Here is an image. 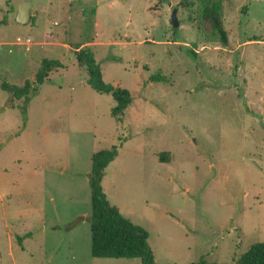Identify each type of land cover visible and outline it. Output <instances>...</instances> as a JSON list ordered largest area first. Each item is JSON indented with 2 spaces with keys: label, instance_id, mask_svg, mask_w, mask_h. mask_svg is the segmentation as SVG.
Segmentation results:
<instances>
[{
  "label": "rangeland",
  "instance_id": "374dc122",
  "mask_svg": "<svg viewBox=\"0 0 264 264\" xmlns=\"http://www.w3.org/2000/svg\"><path fill=\"white\" fill-rule=\"evenodd\" d=\"M27 1L0 0V107L2 81L22 86L45 58L63 67L33 97L28 132L19 108L0 112V264H141L92 255L93 155L112 146L105 191L157 264L231 263L264 242V0H222L227 44L201 0H31L23 25ZM82 48L131 91L121 121Z\"/></svg>",
  "mask_w": 264,
  "mask_h": 264
},
{
  "label": "trees",
  "instance_id": "16d2710c",
  "mask_svg": "<svg viewBox=\"0 0 264 264\" xmlns=\"http://www.w3.org/2000/svg\"><path fill=\"white\" fill-rule=\"evenodd\" d=\"M203 3L202 15L209 22L221 41L228 43V34L222 21V0H201ZM33 21V18L32 20ZM189 53L196 56L194 50ZM77 62L86 67L90 78L89 84L101 93L112 94L116 102L112 109L113 116L121 121L126 109L133 102L130 90L106 84L101 66L91 49L82 48L76 51ZM63 67L58 60L45 58L42 66L36 73L35 81L27 80L22 86L12 85L2 81L1 87L9 93L10 99L6 105L0 107L3 113L7 109L19 108L23 114L22 131L28 122L29 106L39 87L50 81V75L58 68ZM151 81H167V77L156 73ZM120 150L117 146L103 148L93 155V169L90 175L92 190V255L99 259H133L138 258L141 264H157L155 254L149 242V232L142 226L126 217L121 210L113 205L104 189V179L109 165L118 158ZM169 153L161 155L162 162H169ZM32 233L28 234V236ZM22 237L19 243L22 244ZM190 264H264V242L254 244L240 259L231 263L208 262L205 259Z\"/></svg>",
  "mask_w": 264,
  "mask_h": 264
},
{
  "label": "water",
  "instance_id": "95a60500",
  "mask_svg": "<svg viewBox=\"0 0 264 264\" xmlns=\"http://www.w3.org/2000/svg\"><path fill=\"white\" fill-rule=\"evenodd\" d=\"M32 1H27L21 5L17 17V22L20 24H28L32 20ZM172 23L174 29H177L180 26V20L178 18V9L175 8L172 15Z\"/></svg>",
  "mask_w": 264,
  "mask_h": 264
},
{
  "label": "crops",
  "instance_id": "0c3cea01",
  "mask_svg": "<svg viewBox=\"0 0 264 264\" xmlns=\"http://www.w3.org/2000/svg\"><path fill=\"white\" fill-rule=\"evenodd\" d=\"M17 21V20H16ZM49 34H47V36H48ZM8 43L7 42H1L0 41V45H7ZM31 50V49H30ZM30 50H28V51H30ZM35 77H31L30 79H28V80H32V79H34ZM32 102H33V99H32V101H31V103H30V106H29V112H28V122H27V126H26V128L23 130V133H26V132H28V130H29V128H30V124H31V122H33V119H32V115H31V108H32ZM4 106V105H3ZM8 110V109H7ZM21 130V129H20ZM14 137H16V136H14ZM17 138V137H16ZM119 155H120V153H119ZM119 157V156H118ZM36 165L37 166H35L34 168H33V170L35 171V172H37V167H43V164H42V162H40V165L38 164V163H36ZM107 172H108V169H107ZM38 173V172H37ZM37 173H34L35 175L37 174ZM107 176V175H106ZM105 181V180H104ZM103 185H104V182H103ZM30 190H27V193H30V194H36V196L35 197H42V196H40L39 194H41L42 192H41V190L40 189H38L37 187H30L29 188ZM104 189H105V186H104ZM27 200H30V201H32V200H35V202L38 204V202H41L42 200H43V198L42 199H27ZM42 208V207H41ZM41 215H43V212H41ZM32 235L34 236V233H32Z\"/></svg>",
  "mask_w": 264,
  "mask_h": 264
},
{
  "label": "built area",
  "instance_id": "2783aa9c",
  "mask_svg": "<svg viewBox=\"0 0 264 264\" xmlns=\"http://www.w3.org/2000/svg\"><path fill=\"white\" fill-rule=\"evenodd\" d=\"M28 48V50H29V47H27Z\"/></svg>",
  "mask_w": 264,
  "mask_h": 264
}]
</instances>
